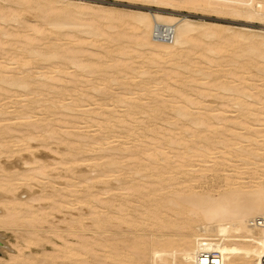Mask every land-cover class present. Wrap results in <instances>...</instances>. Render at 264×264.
<instances>
[{"label":"bare ground","instance_id":"1","mask_svg":"<svg viewBox=\"0 0 264 264\" xmlns=\"http://www.w3.org/2000/svg\"><path fill=\"white\" fill-rule=\"evenodd\" d=\"M28 1L29 0H26V2H28ZM140 1H144L146 3L148 2V4L150 3L152 6L150 5L151 7L147 8L146 10H132L131 9V10H126V11H120V12H118V14H116L114 12L115 15L112 14L111 10L106 9L105 12L102 11V14H98L96 16V18H98V20L94 19V22L91 21V20H93V19H91V17L89 18V19H91L90 21H86V20L84 21L83 16L86 17V15H90L92 13L94 15V13L97 11V9H98V11H99V9L103 10L102 7L89 5L88 3L87 4L78 3V1L77 2H71L72 3L71 7L65 6V5H59V4L58 5L57 4L52 5V3L46 4V5L44 4L46 6L45 8L48 12L51 13L53 11L52 12V14H53L54 11H56L57 13L55 12V14H53V15L48 13L49 16H47L48 14L46 15V13H47L46 11L40 12V10H39V14L40 13L44 14L46 12L44 14V16L46 15L47 17H42L41 21H43V23L47 22V25H50L53 27L52 30L56 32V35H54L55 38H56V36H58V33H60V34L62 33L61 29L64 28L65 26L76 27L77 29L83 31L84 34L86 32H89V36H90V34L92 36L93 35L94 36L95 35L101 36V33L103 34V32H101V28H100L101 26H100L99 18L104 19V23L106 22L111 26H112V24H118L119 26H121V31H119L116 36H113L112 32H111L112 36L111 35L108 36V34H110V33H108V34L105 33V34H103V36L106 35L108 37V40L111 41V43L114 40L118 41L117 43H123L124 41H130L131 43H133V45H130L129 47H121L122 46V44H121L120 48H117L118 49L117 51L123 55H125V54L129 55V53L131 51H133V52L138 53V56L139 55L142 56L141 52H143V53L146 52L145 55H147V56L145 58V62L148 63L147 65H149V66L152 65L155 68L157 67L158 72L160 70L162 71V72L161 71L159 72V74H161V75H158V72L156 71V69H155V72H150L149 69L144 68L145 65L142 66V64L140 65V63H138L139 66H142L144 68V69H142L141 67L137 68V70L139 68H141L140 70H138V72L136 74L139 77L138 80L137 79L134 80L136 77L132 76L131 74L128 75L126 73L125 74L121 73L120 77H123L122 78L123 80L122 81L120 80V83H121L122 88H124V92H128V93L132 92V90H130V87H132L131 85L135 86L136 89H138L139 91H141V92L143 91L142 93L144 95L149 96L153 100L154 105H152V107H150V108L152 111H154L156 113H158V112L160 113V110H162L163 105H165V102L168 101V103H170L169 102L170 99H171V103H176L178 101V104L174 105V108H175L174 110L176 111V114L179 117L187 118L191 123H193L192 124L193 126L195 124V126L201 127L199 129V131H201L202 134L200 133L201 135H200L199 139L202 141V143L204 142V145H202V147L197 149V150H199L198 153L194 149L196 151V153L199 155H202V156H206V158H207L209 153L211 152L212 148H214V146H213L214 142H216L215 145L218 142L221 145L220 147H223V149H224L223 152L227 153L228 155L229 154L237 155V156H240V155L245 156L246 155L248 157L250 156V158L254 157V160H255L254 163L256 166H254L255 169L251 171V172L254 171L253 174L251 175V173H250L251 178L247 179L246 181L245 180L242 181V179H240V181H239L238 179L242 178L241 177V174H242L241 171L242 170H240V171L237 170L236 165H233L232 163H230L232 161H230V159H228L229 157H227L226 154L224 153L225 156H223V157H227V160H229L230 162H225L227 160L222 158L224 160L223 161L218 160L217 163H219V161H221L220 163H222V165H224V164L227 165L225 167V171L227 170L225 172L226 173V179H227L226 182H228V185H229V188H227V190H223L219 195L215 196V195H212L211 192H205V194L195 193L194 191L189 192V193L188 192L184 193V192H182V190H183L182 188L188 187V186H185V187H182L181 189L178 188L177 191L173 192V195H175V198L171 197V199H166L165 193L163 191L164 186L159 187V185L156 182L160 183L163 181H169V180H172L176 177H181V176H183L184 180H185L187 177V176L185 177V175H189L190 171L188 169H185L184 167L186 165L193 164L191 155H189V153L192 151H190L189 153H186L187 155H184V156H182V158H180L181 157L179 155L180 151L176 150V151H178L176 156L179 155L180 157L177 156V158H176V156H174V155L173 156L166 155V157L163 158L164 161L161 160L162 163H160V164L156 163V165H155V161L158 159L157 158L155 160V158L158 155H161L162 153H163L162 155L165 156V153L162 151V149H160V147L158 145L159 140L155 139L154 141L157 142V144H155V142L153 140L150 141L151 139H149V141H144V142H146V144H145V146H143V148L138 149V147H137V150H135V151H128L129 150L128 146L127 147H124L123 145H122L123 147L122 146H116V147L112 146L111 148H113L112 149L113 151L111 154L109 153V155L111 157L107 156L109 158L108 159L105 158V161H103V162L101 161L102 163L99 166V168L96 167L95 169H91V171H93V172L97 171V174L95 175V177L97 178L96 179L97 181H98V178L103 177V175L106 178L105 175L109 176L112 173L113 174L117 173L119 175H120V173H122L121 175L123 176L124 173L126 172V170L124 171V168L121 167L122 166L121 161H123V160L120 159V157H118V156L122 153L127 152V154H131V156L134 155V159L132 158L133 159L132 161H134L136 163V165L138 166V167L137 166L132 167L131 171L132 172L136 171L137 173H139V168H140V173H141L142 172L141 169L143 171H144V169H148V172L146 173V175L151 176V177H156V180L153 181L156 184H152V186L150 184V187L145 188L146 186H143L144 184L132 182L131 183L132 185L124 186L126 183L121 182L122 185L119 187L121 190H124V191H118V192L114 193V191H113L114 189H111L109 187V189L108 188L100 189V190H103V189H105V190L101 191V192L99 191V193H96V191H94V192L91 191L90 193H85V194L79 195V194L75 193L76 192V191H74L75 189L70 188L72 186V184H74V183H72L71 186H69V184H68L67 186H69V188L65 187L66 185H63L65 188H61V186L56 188L54 186L55 184L52 183V185L53 184L54 185L51 187V189L42 190L45 192L40 193L41 192L40 191L39 192L40 195H37L36 197H34V195H33V197H30V200L28 199V201H31V202L23 201L24 198L22 199L20 196H17V195H16V197H14L12 199L7 200L9 198V196H6L7 198H6V200H4L3 203H4V206L6 207L7 210H6L5 214H3L2 216L0 214V223H9V224L15 223V225H16V224H18L16 222H19V219L23 218L25 220V221L23 220L25 222V224L27 222V223H29L30 227H31V225L33 226L30 229H28V232H37L38 230L41 229V225H40L41 221L43 223H45L43 220H46V216L49 215L48 211L51 209L45 211L46 210L45 206H44L45 209L41 208L42 206H40L39 208H37V207L35 208V205H34V203H32V201H34V200L38 201V200H44V199L48 200L49 199V201H51L49 203L50 208L52 207L53 210L54 209L62 210L64 206H68V208L71 209V211H72V209L77 210V213L75 212L76 210L74 211L76 213V216H73V215H75V213H73V214L71 213V214H69V216L71 215L73 217H65L63 219V221H65V226H64L63 230H60V232L64 238V244H63V247L61 249V253L59 255L61 260L60 261L58 260L62 264H123V263L124 264H126V263H128V264H199L201 261L202 254H203V252H205V250L214 251V252L218 253V255L216 256V261L219 264H264V260H263V258H264V232L260 227H258L257 225L254 224L255 219L264 215V75H263L264 74V29H263L264 28V0H140ZM23 2H24V0H23ZM67 3H69V2L67 1ZM20 6L21 5H19V7ZM35 6L31 7L32 9L34 8L33 11H35V8L37 10H38V8L40 9L41 8L40 6H42V4L38 3V5H35ZM43 8L41 10H43ZM27 9H30V8L27 7ZM181 9L198 10V11L200 10V11H205V12H215V13H219L221 15L224 14V15H229V16L231 15L234 17H242L243 19L246 20L247 23H250V24L252 23V24L250 25V24L246 23L247 25L241 26L243 28H242V30H240L239 33H234L233 35L227 34L224 30H223L224 31L223 32L219 27H214V26H213L214 28H212V27H210V28L201 27L199 24H197V22L194 19L189 17L188 13H186V14L180 13ZM12 11H13V9H12ZM29 11H31V9ZM36 11H35V13H36ZM7 13L8 12L0 13V19H6ZM24 13H26V11L23 12V14ZM37 13H38V11H37ZM37 13H36V16H37ZM13 14H14V12H13ZM13 14H12V17H13ZM79 15L82 16V21H80ZM12 17L10 16V18H12ZM17 17H18V14H17ZM77 18H78V20H77ZM7 20H8V18H7ZM11 21H13V20H11ZM35 22L36 21H34V23H31L32 26L30 27L32 30V35L35 38H41L40 40H43L42 37L45 35L46 31L42 30L43 29L42 27L45 24L44 25L42 24L43 26H41V25H37L38 24V22H37L35 25ZM1 23H2V21H1ZM16 23H18V22L16 21ZM25 23H26V21H25ZM95 23H97L98 26ZM256 23L258 24V25H256L257 27H255V25H253ZM27 24L29 25L30 23H26V25ZM159 24L163 25L166 30L170 31V34L172 35L171 39L161 40V39H158L154 36L155 26L159 25ZM22 25H23V23H22ZM104 25H103V27H104ZM214 25H216V24H214ZM46 28H48V27H46ZM110 29H111V27H110ZM126 29L127 30L131 29L132 32L127 33V31H125ZM7 30H6V32H7ZM14 30H15L14 33H16V28ZM52 30H51V32H48L47 35H50V33L53 32ZM69 30H70V28H69ZM117 30H118V28H117ZM225 30H226V28H225ZM6 32H5V34H7V36L10 35L9 33H6ZM68 32H66V31L63 32V37L67 38L65 40H67L68 42L65 41L66 42L65 45L63 44L64 49H62L61 52H59L56 48H51L50 51H48L47 53H44V55L47 56L46 59H49L51 57H55L59 53H62L60 56V63L65 64V69L63 67H61L62 65L60 66V65H58V63H56L58 65V68L55 69L52 65L49 68H54L52 71H57V73H59V74H54V75H47L46 74L45 75V72H43L42 74L40 73L39 76H40V78H43L45 76L46 78L44 77L45 78L44 80H48V82H52V81H55L57 79L59 82L62 81L64 83V88H65L64 90L66 92L63 91V93L60 94L59 102L61 103V106L64 107L65 110H71L72 112H75L76 117L78 115H80L84 119V121L82 119L83 126L82 125L81 126L83 128H87L84 126H88V124L94 125V123L90 124L89 121L96 120L94 118L98 117L99 114L101 116V114H104L102 112L106 111V110H103V108H101L102 106L100 107L101 108V110H100L96 104L97 101L96 100L93 101V99H95V97L98 95V93H100L102 91H109L108 89L111 87V83L113 81H115V78H110V77H106V76L102 77L101 76L102 77L101 81L100 82L97 81L98 84H100L99 86H97L96 84H93V85H91V90L85 91L86 88L81 90V87H79L77 81H79L81 83L86 81V79L84 78L86 71L87 72H95L96 70H101V62H100L101 60L99 59L101 57H98V59H94V58H92L94 56L93 55L92 57H88L87 59L83 58L84 51L86 49H88L87 48L88 45L89 46L94 45L93 43L95 42V40H94V42L92 40L90 42H88L86 40H88V39L90 40L92 38V36H90L91 38L86 39L88 36L84 38L81 35L83 43H84V40L86 39L85 41L88 42V45L86 48L83 46L75 47L76 44L71 45L70 43L74 44V42H73L74 39L76 38L78 40L79 37H78V35L75 38L71 37L70 35L68 36ZM73 32H74V30H73ZM69 33H71V32H69ZM116 33H117V31H116ZM11 34H13V33H11ZM22 34L25 35L24 33H22ZM65 34H66V36H65ZM254 34L259 35L258 36L259 38H254L255 37ZM72 36H73V34H72ZM208 37H216L218 40H216V42L210 43V42L206 41V38H208ZM24 38L26 41H30L29 40L30 38H28V37H24ZM55 38L52 40L53 42H54ZM242 39H244V40H242ZM57 40L60 41L59 38ZM239 40H241V41H245V40L247 41L248 40V42H246L245 48H243V49L244 50L247 49L248 51H250V53L256 58L257 64H258L257 66H258L259 74H261V76L263 78V82L260 84L259 89L257 87L258 90H257V92H255L256 94H253V92H251V88L254 89V85L253 86L251 85V83L253 81L250 82L251 79L250 80H244L246 74L244 76L243 71H241V70H243V69H241L242 68L241 58H242L243 54L241 55L239 53L238 46H236L234 49H232V46L237 45L238 42L239 43L241 42ZM34 41H37V39H35ZM46 41H48V40H46ZM58 41H55V42L57 43ZM80 41H81V38L79 39V45L82 43V41L81 42ZM106 41H105V43H107ZM75 43H76V41H75ZM9 44L12 45L11 43H9ZM9 44H7V45H9ZM40 44H41V42H40ZM10 45L8 48L11 47ZM43 45H45V44H43ZM99 45H100V43H99ZM238 45H240V44H238ZM53 46L55 47L56 45L54 44ZM104 46H101V48L102 47L104 48ZM123 46H125V45H123ZM1 48L3 49V47H1ZM24 48H25V46H24ZM61 48H62V46H61ZM131 48H132V50H131ZM230 50L232 52H234L233 53L234 59L232 61V64H234V66H233V68H231V69L228 68V70H226L227 77H229L228 81H224L221 84L220 83L219 84L214 83L212 86L208 85L209 82H207L205 80H202L205 82L204 84L203 83L200 84V82L196 83L198 81L195 78H196V75L198 73L203 72L205 75L206 74L210 75L211 73L205 71L206 66H208L207 68L211 67L213 69L212 66L214 64L216 65V63L218 62V61L215 62L214 57H213V53H215V54L217 53L220 56H222V54H224L227 51L231 52ZM42 51H44V50H42ZM2 52H4V49L2 50ZM2 52H1V54H5ZM86 52H87V50H86ZM88 52H90L89 54H95L96 53L95 50H93V49H88ZM112 53H114V52H112ZM6 56L7 55H4V56H2V58L3 57L5 58ZM87 56H89V55H87ZM141 56H139V57L141 58ZM11 58L13 60H16V59H14V57H11ZM8 59H9V57H8ZM8 59H6V60H8ZM41 60L43 61V59H41ZM17 61H18V59H17ZM128 61H129L128 59L121 60V61H119L117 59L114 61L113 65L110 64V66L111 65H112L111 67L116 66V67L120 68L121 71H127V69L131 68V66H132V64L129 63ZM14 62H11V63L14 64ZM29 62H30V60H29ZM29 62L27 60V61H25L24 64H22V66H24L22 72H24L25 74H26L27 70H30L28 67ZM131 62L133 63V61H131ZM253 62L255 63V61H253ZM11 63H9V64L11 65ZM17 63H19V62H17ZM202 63H204L206 66ZM134 64L135 63H133V65ZM224 65H226V63ZM31 66H33V65H31ZM110 66L108 68H111ZM216 66H218V65H216ZM71 67H74L73 71H69V68H71ZM8 68L9 67L7 66V64H5V61H0V84L2 83V87L4 86V89L8 90V92L6 91L7 93L6 92L5 93L0 92V121L11 120V121H13V123H16L15 120L18 118H22V119L25 118L27 121L24 123L26 125L25 126L26 128L22 127V125H19V124H17V126H11L13 124L12 122L10 123V125H6V126L0 128V158H1L2 154H4V153L6 155H9V156H11V155L14 156L15 152L19 151L22 148L23 149H30V147H31L30 141H32V139H34V138L36 139V135H34L36 132L37 133L40 132V134H42L40 137L38 136L39 137L38 139H42L43 141L45 140L44 142H47V138H52V139L56 138L57 140H59L58 142H60L61 140H64V141L68 140L69 141L68 146L69 145L72 146V144L74 142L71 143L70 141H76V142L83 143V144H80V146L82 145L83 149L90 148V150H91V148H93L95 146V143L96 144L100 143L99 145L109 144V141L107 139H110L111 137L109 138V137L103 136L102 139L99 141V140H95L91 134L82 136V138H81L79 136V134H77L76 132L70 131L68 134V133H66L65 130L57 129L56 127L60 126L59 125L60 121H62L64 123V121L61 119V117L64 115H61L60 113L59 114L61 117H59V118L58 117H55V118L47 117L48 119L41 118V120H43V122H41L39 124L30 120L29 118H31V116H32L31 114H32L33 110L35 109V106L30 107L28 104L23 103L21 105L18 104L20 107H17V105L15 106L14 104L16 103L15 98L19 95L18 92L24 91V94H23L24 96H22L24 98L29 96L27 94V91L30 89L29 87H31V88L33 87L30 85L32 84V82L35 78L32 80V79H29L26 75H21V74L16 76L15 73H12L13 71L8 69ZM10 68L13 69L14 66L12 65ZM34 68H35V66H34ZM219 68H220V66H219ZM16 69H14V70H16ZM134 69H132V70H134ZM225 69H227V68H225ZM206 70H208V69H206ZM188 73H190V75H188ZM247 73L250 74V72H247ZM242 74H243V76H241ZM249 74H247V75L249 76ZM251 76H250V78H251ZM227 77L225 76L223 78H227ZM185 79H188L189 81H184ZM205 79H207V78H205ZM252 79H254L253 76H252ZM256 79L259 80L258 78H256ZM90 80H89V82H91ZM221 80H224V79H221ZM241 80H243L244 82ZM245 81L249 82L250 85H244L243 86V84H241V82L246 84L247 82H245ZM86 82H88V81H86ZM254 83H256V82H253V84ZM194 84H196L195 86H198V84L200 86H202V84H203L205 87V91H203L200 88H199L200 91L198 89H196V90H198V92H196L197 95L196 96L194 95L195 97H193L192 93L194 91H191V90H193L194 87L192 88L190 86L194 85ZM42 86H44V85H41L40 87H42ZM113 87H114V85H113ZM189 87L192 88L190 91L188 90ZM216 87L220 88L224 94V95H222L223 101L221 100L222 106L219 105L220 107H218V108L210 107L209 104L206 103V101L208 100L207 94L210 93L208 90L211 88H216ZM217 88H216V90H219ZM0 89H1V87H0ZM206 89H208V90H206ZM1 90H3V89H1ZM87 90H88V88H87ZM170 91L173 93L171 94ZM206 91H208V92L206 93ZM117 92H118V90H117ZM122 92L123 91H121L120 94H117L115 92L116 95H114L113 97H115L116 101L125 100L127 98L134 96V95H132V93H130L131 95H129V94H123ZM216 92L218 93V91H216ZM220 92L221 91H219V93ZM17 93H18V95L16 96ZM29 93H30V91H29ZM41 93H44V92H41ZM32 94H33V92H32ZM203 94H205V98H203V96H202ZM30 95H31V93H30ZM55 95H57V94L55 93ZM142 95L135 96L134 99L139 98L138 100H141V99H143V96H144V95L143 96ZM146 96H144V97H146ZM162 96H164V97H162ZM168 97H170V99L167 100ZM7 98H8V100L10 99V102H3V100L7 99ZM177 98H179V99L176 101ZM35 100H36V102H40L42 100V98L35 99ZM23 102H24V99H23ZM31 102L33 103L34 101L32 100ZM52 102H54V101H52ZM57 102H58V100H57ZM99 103H101V102L99 101ZM52 104H54L56 106V103H52ZM112 104H110V105H112ZM115 104H116V102H115ZM126 105H127V103H126ZM133 105H134V107H140V108H143V106H144L140 101H137V100L133 103ZM196 106H197V108H195ZM199 106L202 107L203 110L204 109L205 110L202 111L201 113H200V110H197V111H199L198 114L194 115V112L192 113V109H195V111H196V109H198ZM106 107H107V105H106ZM110 107H109V110L112 109V107H111V109H110ZM124 107H122V108H124ZM171 107H173V104ZM116 108H118V107H116ZM125 109H126V107H125ZM131 110H132V108H130V109L127 108V110H125L121 115L119 114V116L122 118V121H123L122 124L124 123V120L128 116L133 115V114H131ZM215 110H217V111H215ZM232 110L235 111V114L231 113V115H230L227 113L228 111L232 112ZM167 111H168V109H167ZM44 112H46V111H44ZM44 112L43 113L41 112V113L44 114ZM117 112H119V111H117ZM134 113H136V112H134ZM144 113H147V112L145 111V112H143V114ZM39 115H41V114H38L37 117H39ZM57 115H58V113H57ZM191 115H194V116L191 117ZM102 116H106V114H104ZM107 116L108 117H105L106 119H104V120L107 123H109L111 121L110 119L112 116L111 117H109V115H107ZM114 116H116V115H114ZM133 116L132 117L134 119H135V116L138 117L136 114ZM132 117H129V119ZM143 117H145V116H143ZM133 118H132V120H133ZM160 118H162V117H160ZM89 119H94V120H89ZM18 120H20V119H18ZM140 120H142V118ZM140 120L139 121H138V119L136 120L137 124H138V122H141ZM175 120H176L175 122L177 123V118ZM76 121H75V123H76ZM82 121H81V123H82ZM96 121H97V123L103 122V120H96ZM145 121H143V122H145ZM214 121L216 122L215 125L218 126V127H216L218 132H216L217 135L214 134V136H212L211 133H209L208 131L213 126L211 124ZM67 122H68V120L66 121V123ZM106 122H104L105 124H103V125L100 124V127L107 125ZM143 122H141V123H143ZM66 123H64L63 125H65ZM86 123H88V124H86ZM180 123H181V121H180ZM118 124H120V123H118ZM124 124H126V122ZM246 124L247 125L249 124V126H248V128H245V130H242V133H241L240 129H238V130H240V132H237L238 130H236V132H235V129L239 128L240 126L243 127V125L245 126ZM96 125H99V124H96ZM139 125L141 127V124H139ZM175 125H177V124H175ZM73 126H75V125H73ZM181 126H183V124ZM67 127H69V126H67ZM112 127H114V126H112ZM129 127L132 128V126H129ZM150 127H152V126H149V128ZM163 127L164 126H162V128L161 127L160 128L163 130ZM204 127H205V129H204ZM242 127H241V129H243ZM77 128H80V127L77 126ZM160 128L158 129L159 131H160ZM128 129L129 128H127V130ZM213 129H215V128H213ZM246 129L248 131L247 132L248 134L243 133V131H246ZM15 130L20 131L21 134L14 133L13 131H15ZM81 130L83 132V129H81ZM100 130H101V128H100ZM149 130H153V129L152 128L148 129V132H149ZM188 130H189V128H188ZM188 130L186 131V134H187ZM204 130H205V132H204ZM215 130H214V133H215ZM167 131L169 132V129ZM177 131L179 132V130H177ZM190 131L194 132L192 130V128ZM211 131L213 133V130H211ZM130 133H132V132H130ZM174 133H176V132H174ZM206 133H208V134H206ZM220 133H222V134L220 135ZM153 134H154V132H153ZM171 134L174 135L173 132ZM178 134H180V133H178ZM37 135H39V134H37ZM93 135H94V133H93ZM193 135H195V134L193 133ZM175 136H180V135L175 134L173 137L174 143L172 142V145L174 144V146L176 147V142L178 141V138L176 137L177 141H174V140H176ZM196 136H197V134H196ZM115 137H117V136H115ZM146 137H147V135H146ZM215 137L218 138V141L215 139ZM120 138H121V136H120ZM166 138L167 137H165V139ZM179 138H181V136ZM111 139H113V138H111ZM181 139H183V138H181ZM191 139H193V138H191ZM243 139H245V140L246 139L247 140L252 139L251 141H252L253 145H255L256 149H248L247 148L248 146L245 147V143H244V146H242L241 141ZM139 140H142V139L139 138ZM162 140H160V142ZM200 140H198V141H200ZM249 140H248V142H249ZM182 141H184V140H182ZM182 141H180L181 143H179L181 145V147L183 146L184 143H186V142L183 143ZM195 141H196V139H195ZM134 142H136V143L139 142V144H140L141 141H138V142L134 141ZM190 142H192V141H189L188 143H190ZM244 142H246V141H244ZM22 144L25 146H23ZM60 144H62V143H60ZM21 145H22V147H16L15 148V146H21ZM48 145L50 146V144H48ZM73 146H77V145L73 144ZM139 146L141 147V145H139ZM184 146H185V144H184ZM186 146H187V144H186ZM196 146L197 145L195 142V147ZM249 146H251V145H249ZM177 147H179V146H177ZM198 147H199V145H198ZM161 148H163V147L161 146ZM167 148H169V147H166L165 149H167ZM66 149H69V148H66ZM94 149H95V147H94ZM96 150H98V149H96ZM107 150H109V149H107ZM169 150H170V148H169ZM173 150H174V148H173ZM189 150H191V147ZM66 151L69 153L68 150H66ZM216 151H218V150H216ZM72 152H74V151H72ZM219 152H220V150H219ZM90 153H91V151H90ZM143 153H144V155L148 154L147 159H144V160H147L146 163L143 162V159H139V158H141V155ZM219 154H221V152L217 153V155H219ZM65 156L67 157V155H65ZM73 156L78 157V154L73 155ZM73 156L71 155L72 160H73ZM103 156L104 155L102 154L101 157H103ZM214 156H216V155L214 154L213 157ZM101 157H99V158H101ZM230 157H232V156L230 155ZM79 158H80V155H79ZM205 159H203V160L206 161ZM38 160L39 159H37V160L35 159V161L33 160L34 162L31 160L34 165L31 164L29 161L28 162L25 161L27 164L29 163L28 165H30L29 168L26 170H24V169L21 170L20 168H16V167H18L19 163L16 166L15 160H14L15 162L13 164V167L11 165V163L13 161L10 163V165L5 163L6 162L5 161L4 163L6 166H4V165H3L4 167L0 166V167H2L1 169H3V170L4 169H10L11 172H9V174H7V175L0 176V189L3 188L1 190H3V191L6 190L7 193H8V191H10V192L15 191L16 192V189H18V188H16L14 185V182H13L14 179L21 180V183H22V181H28L30 179H33V180L36 179L35 181H37V182L39 181L40 184H41V182L46 183L48 181H50V182L53 181L54 175L52 174V170H53V167L56 168V166H53L51 164H41V162H40L41 160H39V162H40V164H39ZM87 160H88V158H87ZM97 160H96V162H98ZM151 160H153V161H151ZM203 160H201V161L203 162ZM83 161H84V159L82 160V162ZM92 161L93 160L91 159V162ZM210 161H209L210 164L208 163L209 165L208 164L205 165V162H204L203 165H205V168H199V170L202 172H206V171L208 172L210 170L213 171V170H216V168L217 169L220 168L219 166L215 167V165L213 164L214 162L212 161L213 163H211ZM73 162H75V161H73ZM73 162H72V164H73ZM82 162H80V163H82ZM96 162H95V164L97 165ZM206 162H208V161H206ZM243 162H246V161H243ZM26 163H24V164H26ZM75 163H77V162H75ZM80 163H78V164H80ZM86 163H89V162L86 161ZM1 164H3V163L1 162ZM78 164H76V165H78ZM196 164L198 165V163H196ZM200 164L201 163H199L198 167L200 166ZM211 164H213V165H211ZM252 164H253V162H252ZM7 165H9V166H7ZM58 165H60V164H58ZM61 165L63 167V164H61ZM67 165H70V164H66L65 167H68ZM73 165L76 166L75 164H73ZM93 166H95V165H93ZM93 166L92 167L90 166V167L94 168ZM123 166L125 167V165H123ZM22 167H24V166L22 165ZM65 167H64V169H65ZM130 167H131V165H130ZM189 167L192 168L191 166H189ZM189 167H187V168H189ZM198 167L196 168V170H198ZM17 169H19L18 172H16ZM66 169H68V168H66ZM14 170H16V171H14ZM76 170H78V169H76ZM4 171H6V170H4ZM128 171H129V169H128ZM193 171H195V170H193ZM62 172L63 171H61V173L58 176L63 177L64 173L62 174ZM93 172H91V174ZM136 172L134 173L135 175H136ZM68 173L71 174V172H69V171H68ZM72 173H74V171ZM198 173H200V172H198ZM79 174H80V172H79ZM203 174L204 173L198 174L197 176H202ZM206 174H205V176H206ZM13 175H14V177H13ZM73 176L75 177V175H73ZM80 176H81V174H80ZM115 176H117V175H115ZM68 177H67V179H68ZM112 177H114V175ZM249 177L250 176H248L247 178H249ZM89 178L90 177H87L85 179V181H87V182L92 181V180H89ZM142 178L147 179V177L145 178V176ZM199 178H198V180H199ZM70 179H72V178H70ZM132 179H134V177ZM103 180L104 179H102V181ZM117 180L120 181V179H117ZM117 180H116V183H117ZM71 181H73V180H70V182ZM93 181H95V180H93ZM185 181H187V180H185ZM195 182L193 185H195ZM23 183H26V182H23ZM23 183H22V185H23ZM110 183H111V181H110ZM113 183H115V180ZM113 183H112V186L114 185ZM192 183H193V181H192ZM46 184H48V183H46ZM49 184H51V183H49ZM59 184H61V183L59 182ZM106 184H108V183H106ZM118 184H120V183H118ZM166 184H168V183H166ZM27 185H30V181H29V184H27ZM84 185L85 184H83V186ZM73 186H75V185H73ZM79 186L82 187V183ZM92 186H93V184H92ZM88 187H91V186H87V184H86V188H88ZM105 187H107V186H105ZM166 187H167V185H166ZM170 187H171V184H170ZM89 189L90 188H88L86 191L89 192ZM93 189H95V188H93ZM111 190H112V192H111ZM207 191H209V189H207ZM210 191H212V188L210 189ZM102 193L105 196H101ZM1 194H3V193H1ZM99 194H101V195H99ZM151 194L155 195L156 199L154 200V203H152V205L150 203L149 206L148 205L146 206L147 203L143 199L146 198V195H151ZM64 196L65 197L67 196L69 198L67 199ZM133 196H139L140 201L138 203L135 202V199L133 198ZM3 197L5 198V196H3ZM152 198H153V196H152ZM165 207L168 208L172 212L171 213L172 216L170 218L164 217V215H163V208H165ZM68 211H70V210H68ZM68 211H66V212H68ZM66 212L64 214L68 215V214H66ZM115 226L120 227V230L119 231L118 230L113 231L112 229ZM148 227L153 228V230L149 233L145 232V230H147ZM113 235H117L119 237L116 238V237H113ZM31 238L32 237H30V240L34 239V238L31 239ZM26 239H28V237ZM32 242H34V241L32 240ZM35 242H36V240H35ZM100 250L104 251V254L101 251L103 255L99 254ZM45 255L48 256L47 254H45ZM56 256H53V261L51 259L52 256H50L51 261H49L48 264H55L57 262V259H56V262L54 261L55 260L54 258H57ZM25 259L27 260V258H25ZM28 260H29V258H28ZM202 260L205 261V257L202 258ZM31 261H32V259H31ZM27 264H29V263H27ZM57 264H59V263L57 262Z\"/></svg>","mask_w":264,"mask_h":264},{"label":"rangeland","instance_id":"2","mask_svg":"<svg viewBox=\"0 0 264 264\" xmlns=\"http://www.w3.org/2000/svg\"><path fill=\"white\" fill-rule=\"evenodd\" d=\"M2 1V2H1ZM8 3H7V2ZM21 1V2H20ZM38 1V2H37ZM67 1L69 2V3H67ZM78 1V3H84V4H89V5H94V6H97V7H102V9L103 10H100L99 9V11H98V9H97V13L95 14L94 13V15H93V13L92 14H90V15H86V17L85 16H83V20L85 21H90L91 19H93V20H91V21H93L94 22V19H96V20H98V18H96V16L98 15V14H102V11H104L105 12V10L107 9V10H111V12H112V14H114L115 15V13L116 14H118V12H120V11H126V10H146L147 8H149V7H151L152 5L149 3L148 4V2L146 3V2H144V1H140V0H29L28 2H26V0H24V2H23V0H0V10L2 11H0V13H4V12H8L7 14H6V19H0V61H5V64H7V66L9 67L8 69H10V70H12L13 72L12 73H15V75L16 76H18L19 74H21V75H26L29 79H34L33 80V82H32V84L30 85V86H33L32 88L31 87H29L30 89L27 91V94L29 95V96H27L26 98H24V97H22V96H24L23 94H24V91H20V92H18L19 93V95H18V93L16 94V103L14 104L15 106L17 105V107H20L19 105H21V104H28L30 107H34L35 106V109L33 110V112H32V116H31V118H29L30 120H32L33 122H35V123H41V122H43V120H41V118H44V119H48L47 117H53V118H55V117H61L60 116V114L61 115H64V116H62L61 117V119L64 121V123H66V121L68 120V122L65 124V125H63L64 123L62 122V121H60V126H57L56 128L57 129H61V130H65L66 131V133H68L69 134V132L71 131V132H76L77 134H79V136L82 138V136H85V135H88V134H91L92 136H93V138L95 139V140H101L102 139V137L103 136H105V137H111V138H113V139H107L108 141H109V144H103V145H99L100 143H95V149H94V147L93 148H91V150H90V148H85V149H83V147H82V145L80 146V144H83V143H81V142H76V141H70L71 143H73L74 145H77V146H73V144H72V146H68V143H69V141L68 140H61L60 142H58L59 140H57L56 138H54V139H52V138H47V142H44L42 139H38L42 134H40V132H36L34 135H36V139L34 138V139H32V141H30V144H31V147H30V149H20L19 151H16L15 152V155L14 156H9V155H6L5 153V155L4 154H2V156H1V158H0V166H6L5 165V163H7V164H9L10 165V163H11V165H12V167H13V164H14V162H15V164H16V166H17V164H18V167H16V168H20L21 170H26V169H28L29 168V166L30 165H28L25 161H29L31 164H33V162L35 161V159L37 160V159H39V160H41L40 162H41V164H51V165H53V166H56V168L55 167H53V170H52V174L54 175V177H53V181H48V182H46V183H48V184H46V183H43V182H41V184H40V182L38 181H35L36 179H30V180H28V181H22V183L23 182H26V183H23V185H22V183H21V180H18V179H14V185H15V187L16 188H18V189H16V192L14 191V192H10V191H8V193L6 192V190L5 191H3V190H1V189H3V188H1L0 189V214H1V216L3 215V214H5V212H6V207L4 206V200H6V196H9V198L7 199V200H9V199H12V198H14V197H16V195L17 196H20L22 199H23V201H26V202H31V201H28V199L30 200V197H33V195H34V197H36L37 195H40V193H42V192H45V191H42V190H46V189H51V187L54 185L56 188H58V187H60L61 186V188H65V187H68L69 188V186H71V184L72 183H74V184H72V186L70 187L71 189H75L74 191H76L75 193H77V194H79V195H82V194H85V193H90L91 191H96V193H99V191L101 192V191H104L105 189H103V190H100V189H102V188H108L109 189V187L111 188V189H114L113 191H114V193L115 192H118V191H124V190H121L120 189V187L119 186H121L122 185V183L121 182H123V183H126L124 186H130V185H132L131 183L132 182H134V183H140V184H144L143 186H146L145 188H148V187H150V184H151V186H152V184H158L159 185V187H161V186H164V188H163V191H164V193H165V198L166 199H171V197L172 198H175V195H173V192L174 191H177V189L178 188H182V187H185V186H188L187 188L185 187V188H182L183 190H182V192H195V193H199V194H205V192H211V194L212 195H215V196H217V195H219L223 190H227V188H229V185H228V182H226L227 181V179H226V171H225V167L227 166L226 164H224V165H222V163H220L221 161H223L224 159L225 160H227V157H229L228 159H230V161H232V162H230L229 160H227V161H225V162H230V163H232L233 165H236V168H237V170H242L241 172H242V174H241V177L242 178H239L238 180L240 181V179H242V181H246L247 179H250L251 178V175L253 174V172H251L252 170H254L255 169V167L254 166H256L255 165V160H254V157H251L250 158V156L248 157V156H237V155H232V154H227V153H225V152H223L224 151V149H223V147H220L221 145H220V143H218L217 142V144L215 145V143L216 142H214V144H213V146H214V148H212V150H211V152L209 153V155H208V157L206 158V156H202V155H199V154H197L198 153V151L199 150H197V149H199L200 147H202V145H204V142L202 143V141L199 139L200 138V135L202 134V132L201 131H199V129L201 128V127H199V126H195V124H194V126L192 125L193 123H191L187 118H182V117H179L177 114H176V111L174 110L175 108H174V105H176V104H178V99L179 98H177L176 99V103H171V99H170V97H168L167 98V100L168 99H170L169 100V102L170 103H168V101L167 102H165V105H163V108H162V110H160V113L158 112V113H156V112H154V111H152L151 110V108L150 107H152V105H154V102H153V100L149 97V96H146V95H144L141 91H139L138 89H136V87L135 86H133V85H131L132 87H130V90H132V92H130V93H132V95H134V96H132V97H130V98H127V99H125V100H119V101H116L115 100V97H113L114 95H116V93L117 94H120L121 93V91H123L122 93L123 94H129V95H131L130 93H128V92H124V88H122V86H121V83H120V80L122 81L123 79V77H120L121 76V73L122 74H128V75H132V76H135L136 78L134 79V80H138L139 79V77H138V75H136L137 74V72H138V70H140L141 68L142 69H149V71L150 72H155V69H156V71H157V67L155 68L154 66H149V65H147L148 63H146L145 62V58H146V56L147 55H145L146 54V52L145 53H143V52H141L142 53V56L141 55H139V56H141V58L138 56V53H136V52H133V51H131L130 53H129V55L128 54H125V55H123V54H120L117 50V48H120V46H121V44H122V46L121 47H129L130 45H133V43H131L130 41H124L123 43H117L118 41H113L112 43H111V41L110 40H108V37L106 36V35H104L103 36V34H108V33H110V34H108V36H112V34H111V32L113 33V36H116L117 34H118V32L119 31H121V26H119L118 24H112V26L111 25H109L108 23H104V19H100L99 18V21H100V28H101V32H103V34L101 33V36H92L91 34H90V36H92V38L89 36V32H86L85 34H84V32L83 31H81V30H79V29H77L76 27H69V26H65L64 28H62L61 30V34L60 33H58V36H56V38H55V36L54 35H56V32L55 31H53L52 29H53V27L52 26H50V25H47V22H45V23H43V21H41V18L42 17H47V16H49V14L48 13H50V12H48L47 10H46V4H49V3H52V5H55V4H59V5H65V6H69V7H71L72 6V3L71 2H77ZM16 2V3H15ZM38 3H40V4H42V6H40L41 8L39 9L38 8V10L35 8V11L37 10L38 11V13H37V11H36V13H37V16H36V13H35V11H33V9L31 8L32 6H35V5H38ZM16 4V5H15ZM33 4V5H32ZM45 4V5H44ZM19 5H21L20 7H19ZM148 5V6H147ZM151 5V6H150ZM23 6V7H22ZM3 7V8H2ZM10 7V8H9ZM27 7L28 8H30L31 9V11H29L30 9H27ZM36 7V6H35ZM44 7V8H43ZM2 8V9H1ZM17 8V9H16ZM43 8V10H41ZM12 9H13V11H12ZM16 9V10H15ZM53 9V8H52ZM18 10V11H17ZM21 12H20V11ZM23 10V11H22ZM39 10H40V12L41 11H46L45 13H46V15L44 16V14L43 13H40L39 14ZM182 10V11H181ZM180 10V13H182V14H186V13H188L189 14V17H191L192 19H194L196 22H197V24H199L201 27H203V28H210V27H212V28H214V27H219L222 31L224 30L227 34H234V33H239L240 32V30H242V28L243 27H241V26H245V25H247V24H250V23H247L246 22V20L245 19H243L242 17H234V16H229V15H224V14H219V13H215V12H205V11H198V10H189V9H186V10H184V9H181ZM26 11V13H24L23 14V12H25ZM13 12H14V14H13ZM32 12V13H31ZM53 12V11H52ZM52 12L50 13L51 15H53V14H55V12L56 11H54V13L52 14ZM103 12V13H104ZM115 12V13H114ZM57 13V12H56ZM107 13V12H106ZM11 14V15H10ZM12 14H13V17H12ZM16 14V15H15ZM17 14H18V17H17ZM21 14V15H20ZM32 14V15H31ZM111 14V15H112ZM23 15V16H22ZM10 16L12 17V18H10ZM94 16V17H93ZM36 17V18H35ZM91 17V19H89ZM7 18H8V20H7ZM23 18V19H22ZM39 18V19H38ZM85 18V19H84ZM22 19V20H21ZM36 19V20H35ZM79 19H80V21H82V16H80L79 15ZM11 20H13V21H11ZM26 21V23H30L29 25L27 24L26 25V23H25V21ZM77 20H78V18H77ZM1 21H2V23H1ZM16 21L18 22V23H16ZM23 21V22H22ZM34 21H36L35 22V25H36V23L38 22V24L37 25H41V26H43L44 24V26L42 27L43 29L42 30H45L44 32H45V35L42 37V39L43 40H40L41 38H35L33 35H32V30H31V26H32V24L31 23H34ZM23 23V25H22V23ZM4 23V24H3ZM6 23V24H5ZM208 23V24H207ZM244 23V24H243ZM247 23V24H246ZM43 24V25H42ZM49 24V23H48ZM96 25H97V23H95ZM106 26H105V25ZM214 24H216V25H214ZM252 24V23H251ZM250 24V25H251ZM103 25H104V27H103ZM114 25V26H113ZM208 25V26H207ZM210 25V26H209ZM253 25H255V27H257L256 25H258L257 23L256 24H253ZM252 25V26H253ZM5 26V27H4ZM98 26V25H97ZM117 26V27H116ZM206 26V27H205ZM214 26V27H213ZM18 27V28H17ZM22 27V28H21ZM46 27H48V28H46ZM51 27V28H50ZM110 27H111V29H110ZM16 28V33H14L15 32V29ZM27 28V29H26ZM69 28H70V30H69ZM103 28V29H102ZM117 28H118V30H117ZM225 28H226V30H225ZM8 29V30H7ZM12 29V30H11ZM23 29V30H22ZM25 29V30H24ZM50 29V30H49ZM105 29V30H104ZM264 29V28H263ZM5 30V31H4ZM6 30H7V32H6ZM14 30V31H13ZM51 30L53 31L52 33H50V35H47L48 34V32H51ZM73 30H74V32H73ZM115 30V31H114ZM12 31V32H11ZM23 31V32H22ZM71 32V33H69L68 32V36L70 35L71 37H73V38H75L77 35H78V37H79V39L81 38V41H82V37H87L86 39H88V38H91L90 40L88 39V40H86V41H88V42H90L91 40L94 42V40H95V42L93 43L94 45H91V46H89L88 45V42H86L85 40H84V43H83V41H82V45L80 44L79 45V39L77 40L76 38V40L74 39V44L73 43H70L71 45H75L76 44V46L75 47H81V46H83V47H87V45H88V49H93V50H95V54H89L90 52H88V49H86L87 50V52H86V50L84 51V56H83V58H88V57H92L93 55V57L92 58H94V59H98V57H101V58H99L101 61V70H96L95 72H85V76H84V78L86 79V81H88V82H86V81H84V82H79V81H77V83H78V85H79V87H81V90L82 89H85V91H89V90H91V85H93V84H96L97 86H99L100 84H98V82H100L101 81V79H102V77H110V78H115V81H113L112 83H111V87L108 89L109 91H102V92H100V93H98V95L95 97V99H93V101L94 100H96L97 102H96V104H97V106L99 107V109L101 110V108H103V110H106V111H103L102 113H104V114H106V116H102V115H104V114H101V116H100V114H99V116L98 117H96V118H94V119H96V120H103V122H99V123H97V121L96 120H94V119H89V120H94V121H89V123L90 124H92V123H94V125H89L88 123H86V124H88V126H84V127H87V128H83L82 126H83V121H84V119L80 116V115H78L77 117H76V113L75 112H72L71 110H65V108L64 107H62L61 106V103L59 102V97H60V94L61 93H63V91L64 92H66L64 89V83L62 82V81H58L57 79L55 80V81H52V82H48V80H44L45 78L43 77V78H40V76H39V74L41 73H43V72H45V75L47 74V75H54V74H59V73H57V71H52L54 68L56 69V68H58V65H62L61 67H63L64 69H65V64H63V63H60V56H61V54L62 53H59L57 56H55V57H51V58H49V59H46L47 58V56L46 55H44V53H47L48 51H50L51 50V48H56L59 52H61L62 51V49H64L63 48V44L65 45V43L66 42H68L67 40H65V39H67V38H65V37H63V32ZM116 31H117V33H116ZM125 31H127V33H131L132 32V30L131 29H126ZM223 31V32H224ZM4 32V33H3ZM5 32L6 33H9L10 35H8L7 36V34H5ZM24 33L25 35H23L22 33ZM81 32V33H80ZM229 32V33H228ZM11 33H13V34H11ZM20 33V34H19ZM75 33V34H74ZM30 36H29V35ZM60 34V35H59ZM72 34H73V36H72ZM17 35V36H16ZM81 35H82V37H81ZM255 35V37L254 38H259L258 36L259 35H257V34H254ZM7 36V37H6ZM33 36V37H32ZM47 36V37H46ZM52 36V37H51ZM65 36H66V34H65ZM14 37V38H13ZM24 37H28V38H30L29 40L30 41H26L25 40V38ZM77 37V38H78ZM107 37V38H106ZM55 38V40H54V42L52 41L53 39ZM60 39V41H58L57 39ZM63 38V39H62ZM5 39V40H4ZM35 39H37V41H34ZM39 39V40H38ZM51 39V40H50ZM72 39V38H71ZM46 40H48V41H46ZM63 40V41H62ZM69 40V39H68ZM73 40V39H72ZM107 40V41H106ZM216 40H218L216 37H208V38H206V41L207 42H210V43H213V42H216ZM242 40H244V39H242ZM32 41V42H31ZM35 43H34V42ZM55 41H58L57 43L55 42ZM66 41V42H65ZM70 41V40H69ZM75 41H76V43H75ZM80 41V42H81ZM105 41L107 42V43H105ZM239 41H241V40H239ZM6 42V43H5ZM26 42V43H25ZM29 44H28V43ZM31 42V43H30ZM40 42H41V44H40ZM61 42V43H60ZM98 42V43H97ZM127 44H126V43ZM245 42V43H244ZM246 42H248V40L246 41H241L240 43L238 42L237 43V45H234V46H232V49H234L236 46H238V48H239V53L242 55V58H241V63H242V68L241 69H243V70H241V71H243V73H244V76H245V74H246V76H245V78H244V80H250L251 79V81L250 82H256V83H254L253 84V82L251 83V85L253 86L254 85V89L253 88H251V92H253V94H256L255 92H257V90L259 89V87H260V84L263 82V78H262V76H261V74H259V71H258V64H257V60H256V58L250 53V51H248L247 49H243V48H245V45H246ZM9 43H11L12 45H10ZM47 43V44H46ZM78 43V44H77ZM87 43V44H86ZM99 43H100V45L101 46H104V48L102 47L101 48V46L99 45ZM125 43V44H124ZM7 44H9L11 47L10 48H8L9 47V45H7ZM31 44V45H30ZM43 44H45V45H43ZM56 45L55 47L53 46V45ZM108 44V45H107ZM114 44V45H113ZM116 44V45H115ZM238 44H240V45H238ZM39 45V46H38ZM79 45V46H78ZM123 45H125V46H123ZM24 46H25V48H24ZM61 46H62V48H61ZM95 46V47H94ZM1 47H3V49H4V52H2V48ZM13 47V48H12ZM40 47V48H39ZM91 47V48H90ZM110 47V48H109ZM242 47V48H241ZM47 48V49H46ZM106 48V49H105ZM115 48V49H114ZM241 48V49H240ZM34 49V50H33ZM37 49V50H36ZM39 49V50H38ZM42 50H44V51H42ZM131 50H132V48H131ZM33 53H32V52ZM72 51V50H71ZM231 51V50H230ZM1 52L2 53H5V54H1ZM7 52V53H6ZM43 52V53H42ZM100 52V53H99ZM112 52H114V53H112ZM39 53V54H38ZM234 52H229V51H227V52H225L224 54H222V56H220L219 54H215V53H213V57H214V60H215V62H217L216 63V65H218V66H216L215 64L212 66L213 67V69L211 68V67H209V68H207L208 66H206L204 63H202V64H204L205 66H206V68H205V71L206 72H209V73H211L210 75H205L203 72H200V73H198L197 75H196V80L198 81V82H196V83H199L200 82V84L201 83H205L204 81H202V80H205V81H207V82H209L208 83V85H213L214 83H216V84H221L222 82H224V81H228L229 79V77H227V74H226V70H228V68L229 69H231V68H233V66H234V64H232V61H233V59H234V54H233ZM33 54V55H32ZM137 54V55H136ZM4 55H7L5 58L3 57L2 58V56H4ZM19 55V56H18ZM28 55V56H27ZM31 55V56H30ZM37 55V56H36ZM87 55H89V56H87ZM91 55V56H90ZM36 56V57H35ZM43 56V57H42ZM96 56V57H95ZM105 56V57H104ZM107 56V57H106ZM119 56V57H118ZM122 56V57H121ZM217 56V57H216ZM250 56V57H249ZM8 57H9V59H8ZM11 57H14V59H16V60H13ZM105 59H104V58ZM22 58V59H21ZM31 58V59H30ZM223 58V59H222ZM232 58V59H231ZM248 58V59H247ZM251 58V59H250ZM5 59V60H4ZM6 59H8V60H6ZM17 59H18V61H17ZM41 59H43V61L41 60ZM119 60V61H121V60H126V59H128L129 61V63H131L132 64V66H131V68H129V69H127V71H121V69L120 68H118V67H111L112 65H113V63H114V61L115 60ZM217 59V60H216ZM220 59V60H219ZM226 61H225V60ZM13 60V61H12ZM23 60V61H22ZM28 60V62H29V60H30V62H29V69L30 70H27V72H26V74L24 73V72H22V70H23V67L24 66H22V64H24L25 63V61H27ZM37 60V61H36ZM10 61V62H9ZM17 63V62H19V63H15V62ZM22 61V62H21ZM131 61H133V63H135L134 65H133V63L131 62ZM222 61V62H221ZM248 61V62H247ZM253 61H255V63L253 62ZM11 62H14V64L13 63H11ZM251 62V63H250ZM9 63H11V65L9 64ZM37 63V64H36ZM56 63H58V65L56 64ZM138 63H140V65L142 64V66L143 65H145L144 66V68L142 67V66H139V64ZM145 63V64H144ZM221 63V64H220ZM226 63V65H224V64ZM42 64V65H41ZM110 64H112L111 66H110ZM252 64V65H251ZM14 66V68L12 69V68H10L11 66ZM31 65H33V66H31ZM53 66L54 68H49L50 66ZM55 65V66H54ZM228 65V66H227ZM34 66H35V68H34ZM111 67V68H108V67ZM148 68H147V67ZM219 66H220V68H219ZM225 68H227V69H225ZM249 66V67H248ZM19 67V68H18ZM44 67V68H43ZM138 67H141V68H139L138 70H137V68ZM215 67V68H214ZM19 70H17V69ZM39 68V69H38ZM42 68V69H41ZM136 70H135V69ZM154 68V69H153ZM14 69H16V70H14ZM48 69V70H47ZM109 69V70H108ZM132 69H134V70H132ZM206 69H208V70H206ZM74 70V67H71V68H69V71H73ZM248 70V71H247ZM251 70V71H250ZM120 71V72H119ZM133 71V72H132ZM161 71V70H160ZM159 71V72H160ZM246 71V72H245ZM51 72V73H50ZM118 72V73H117ZM158 72V71H157ZM159 72H158V75H161V74H159ZM162 72V71H161ZM247 72H250V74L249 73H247ZM99 73V74H98ZM107 73V74H106ZM97 74V75H96ZM116 74V75H115ZM213 74V75H212ZM247 74H249V76L247 75ZM92 75V76H91ZM113 75V76H112ZM188 75H190V73H188ZM201 75V76H200ZM215 75V76H214ZM223 75V76H222ZM253 76V78L254 79H252V76ZM261 77H260V76ZM264 75V74H263ZM39 76V77H38ZM102 76V77H101ZM227 77V78H223V77ZM241 76H243V74L241 75ZM250 76H251V78H250ZM33 77V78H32ZM138 77V78H137ZM96 78V79H95ZM189 78V77H188ZM202 78V79H201ZM205 78H207V79H205ZM256 78H258L259 80H257ZM91 79V80H90ZM119 79V80H118ZM190 79V78H189ZM221 79H224V80H221ZM227 79V80H226ZM89 80L91 81V82H89ZM94 80V81H93ZM133 80V79H132ZM256 80V81H255ZM50 81V80H49ZM98 81V82H97ZM184 81H189L188 79H185ZM241 81H243V80H241ZM59 82V83H58ZM206 82V83H207ZM244 82V81H243ZM243 82H241V84H243V86L244 85H250L249 84V82H247V81H245V82H247L246 84H244ZM55 83V84H54ZM76 83V82H75ZM88 83V84H87ZM135 83V82H134ZM73 84V83H72ZM117 84V85H116ZM202 84V86H200L199 84H198V86H195L196 84H194V85H191L190 87H194V89L193 90H191L192 88H188V90L190 91H194L193 93H192V96L193 97H195L197 94H196V92H198V90L200 91V89H202L203 91H205V87H204V85ZM41 85H44V86H42V87H40ZM56 85V86H55ZM113 85H114V87H113ZM257 85V86H256ZM35 86V87H34ZM39 86V87H38ZM217 86V85H216ZM0 87H1V89H3V90H1L0 92H2V93H5L6 91L8 92V90H6V89H4V86L2 87V83L0 84ZM45 89H44V88ZM53 87V88H52ZM121 87V88H120ZM256 87V88H255ZM257 87H258V89H257ZM87 88H88V90H87ZM200 88V89H199ZM217 88V87H216ZM216 88H211V89H206V90H208L210 93L209 94H207V101H206V103L207 104H209V106L210 107H215V108H218V107H220L219 105H221L222 106V95H224L223 94V92H222V90L220 89V88H217V89H219V90H216ZM115 89V90H114ZM120 89V90H119ZM122 89V90H121ZM134 89V90H133ZM196 89H198V90H196ZM107 90V89H106ZM117 90H118V92H117ZM14 91V90H13ZM29 91H30V93H31V95H30V93H29ZM116 93H115V92ZM137 91V92H136ZM208 91H206V93L208 92ZM216 91H218V93H219V91H221L219 94L216 92ZM6 92V93H7ZM23 92V93H22ZM32 92H33V94H32ZM41 92H44V93H41ZM70 92V91H69ZM171 92V91H170ZM55 93L57 94V95H55ZM110 95H109V94ZM173 92H171V94H172ZM222 93V94H221ZM136 94V95H135ZM144 96H146V97H144ZM169 94V93H168ZM40 95V96H39ZM102 95V96H101ZM139 95H142L143 96V99H141V100H138L137 98H135L134 99V97L135 96H139ZM195 95V96H194ZM107 96V97H106ZM110 96V97H109ZM203 96V98H205V94H203L202 95ZM255 96V95H254ZM15 97V96H14ZM162 97H164V96H162ZM40 98H42V100L40 101V102H36V100L35 99H40ZM54 98V99H53ZM132 98V99H131ZM23 99H24V102H23ZM53 99V100H52ZM109 99V100H108ZM34 101L33 103L31 102V101ZM57 100H58V102H57ZM140 101L144 106H143V108H140V107H134V105H133V103L135 102V101ZM145 102H144V101ZM149 100V101H148ZM222 100V101H221ZM20 101V102H19ZM52 101H54V102H52ZM99 101L101 102V103H99ZM3 102H10V99L8 100V98L7 99H4L3 100ZM48 102V103H47ZM56 103V106L54 105V104H52V103ZM115 102H116V104H115ZM37 103V104H36ZM103 103V104H102ZM113 103V104H112ZM126 103H127V105H126ZM151 103V104H150ZM19 104V105H18ZM60 104V105H59ZM101 104V105H100ZM107 105V107H106V105ZM110 104H112V105H110ZM172 104H173V107H171L172 106ZM205 104V103H204ZM212 104V105H211ZM49 105V106H48ZM58 105V106H57ZM129 105V106H128ZM133 107H132V106ZM43 106V107H42ZM102 106V107H101ZM112 107V109H111V107ZM120 106V107H119ZM126 107V109H125V107L124 108H122V107ZM62 107V108H61ZM101 107V108H100ZM109 107H110V109L111 110H109ZM116 107H118V108H116ZM169 107V108H168ZM204 107V106H203ZM47 108V109H46ZM106 108V109H105ZM127 108H132V110H131V114H133V115H137L138 117H136L135 116V119L130 115V116H128L125 120H124V123L126 122V124H122V118L119 116V114L121 115L125 110H127ZM166 108V109H165ZM195 108H197V106L195 107ZM200 108V109H199ZM205 108V107H204ZM122 109V110H121ZM124 109V110H123ZM167 109H168V111H167ZM202 109V110H201ZM235 109V108H234ZM46 111V112H44V111ZM134 110V111H133ZM197 110H200V113L202 112V111H204L203 110V108L202 107H198V109H196V111ZM48 111V112H47ZM110 111V112H109ZM117 111H119V112H117ZM138 111V112H137ZM147 112V113H144L143 114V112ZM195 111V109H192V113L194 112V115L195 114H198V112L199 111H197L196 112ZM215 111H217V110H215ZM44 112V114H42V113ZM63 112V113H62ZM116 114H115V113ZM134 112H136V113H134ZM166 112V113H165ZM196 112V113H195ZM46 113V114H45ZM57 113H58V115H57ZM60 113V114H59ZM138 113V114H137ZM142 113V114H141ZM228 114H230L231 115V113L232 114H235V111L234 110H232V112L231 111H228L227 112ZM34 114V115H33ZM38 114H41V115H39V117H37L38 116ZM51 114V115H50ZM55 114V115H54ZM73 114V115H72ZM111 114V115H110ZM149 114V115H148ZM67 115V116H66ZM71 115V116H70ZM75 115V116H74ZM107 115H109V117H111V121L109 122V123H107L104 119H106L105 117H108ZM114 115H116V116H114ZM148 115V116H147ZM194 115H191V117H193ZM66 116V117H65ZM143 116H145V117H143ZM152 116V117H151ZM169 116V117H168ZM174 116V117H173ZM68 117V118H67ZM73 117V118H72ZM77 119H76V118ZM129 117H132L133 118V120H132V118H130L129 119ZM160 117H162V118H160ZM166 117V118H165ZM171 117V118H170ZM80 118V119H79ZM98 118V119H97ZM102 118V119H101ZM120 118V119H119ZM138 119V121L142 118V120L143 121H145V122H143L142 120H140L141 122H143V123H141V122H138V124H137V119ZM177 118V123L175 122L176 119ZM18 119H20V120H18ZM18 119H16L15 121H16V123H13V121H11V120H2V121H0V128L1 127H4V126H6V125H10V123L12 122L13 124L11 125V126H17V124H19V125H22V127H25L26 125L24 124L27 120L25 119V118H18ZM77 121H76V120ZM82 119H83V121H82ZM115 119V120H114ZM155 119V120H154ZM180 119V120H179ZM23 120V121H22ZM66 120V121H65ZM148 120V121H147ZM159 120V121H158ZM167 120V121H166ZM70 121V122H69ZM75 121H76V123H75ZM81 121H82V123H81ZM96 121V122H95ZM136 121V122H135ZM151 121V122H150ZM174 121V122H173ZM180 121H181V123H180ZM187 121V122H186ZM189 121V122H188ZM104 122H106L107 123V125H104V126H102V127H100V124L101 125H103V124H105ZM132 122V123H131ZM150 122V123H149ZM164 122V123H163ZM183 122V123H182ZM69 123V124H68ZM72 123V124H71ZM118 123H120V124H118ZM136 123V124H135ZM215 121L211 124V125H213L211 128H210V130L208 131L209 133H211V135L212 136H214V134L215 135H217V133L216 132H218V130L216 129V127H218V126H216L215 125ZM62 124V125H61ZM68 124V125H67ZM96 124H99V125H96ZM134 124V125H133ZM139 124H141V127H140V125ZM144 124V125H143ZM163 124V125H162ZM174 124V125H173ZM175 124H177V125H175ZM183 124V126H181ZM73 125H75V126H73ZM82 125V126H81ZM136 125V126H135ZM138 125V126H137ZM247 125V124H246ZM245 125V126H246ZM64 128H63V127ZM67 126H69V127H67ZM77 126L78 127H82L81 129H83V132H82V130L80 129V128H77ZM97 126V127H96ZM107 126V127H106ZM112 126H114V127H112ZM129 126H132V128L131 127H129ZM149 126H152V127H150V128H152L153 130H149V132H148V129H150L149 128ZM154 126V127H153ZM162 126H164L163 127V130L161 129L162 128ZM171 126V127H170ZM179 126V127H178ZM215 126V127H214ZM244 125H243V127L242 126H240L239 128H237V129H235V132H236V130H238V129H240L241 130V133H242V130H245V128H248V126H249V124L245 127ZM32 127V126H31ZM66 127V128H65ZM91 127V128H90ZM95 129H94V128ZM116 127V128H115ZM161 127V128H160ZM181 127V128H180ZM192 128V130L194 131V132H191L190 130H191V128ZM197 127V128H196ZM199 127V128H198ZM241 127L243 128V129H241ZM26 128V127H25ZM73 130H72V129ZM89 128V129H88ZM97 128V129H96ZM100 128H101V130H100ZM121 128V129H120ZM127 128H129L128 130H127ZM136 128V129H135ZM160 128V131L158 130ZM180 128V129H179ZM188 128H189V130H188ZM213 128H215V129H213ZM76 129V130H75ZM88 131H87V130ZM169 129V132L167 131ZM188 130V132H187V134H186V131ZM198 129V130H197ZM204 129H205V127H204ZM81 130V131H80ZM97 130V131H96ZM132 130V131H131ZM147 130V131H146ZM173 132V134L175 135V134H177V135H180L181 136V138H183V139H181V138H179L180 136H175V139L176 140H174V141H177V138H178V141L176 142V147L177 146H179V147H175L174 146V144L172 145V142H173V137H174V135H172L171 133V131ZM177 130H179V132L177 131ZM211 130H213V133H212V131ZM214 130H215V133H214ZM240 130H238L237 132H240ZM95 131V132H94ZM129 131V132H128ZM154 132V134H153V132ZM197 131V132H196ZM14 133H16V134H21V132L20 131H13ZM97 132V133H96ZM106 134H105V133ZM126 132V133H125ZM130 132H132V133H130ZM135 132V133H134ZM141 134H140V133ZM158 132V133H157ZM174 132H176V133H174ZM199 132V133H198ZM204 132H205V130H204ZM248 131H247V129H246V131H243V133H245V134H248L247 133ZM93 133H94V135H93ZM129 133V134H128ZM178 133H180V134H178ZM192 133V134H191ZM193 133L195 134V135H193ZM201 133V134H200ZM37 134H39V135H37ZM131 134V135H130ZM147 135V137H146V135ZM149 134V135H148ZM190 134V135H189ZM196 134H197V136H196ZM206 134H208V133H206ZM219 134V133H218ZM222 133H220V135H221ZM46 135V134H45ZM114 135V136H113ZM123 135V136H122ZM125 135V136H124ZM127 135V136H126ZM137 135V136H136ZM159 135V136H158ZM194 137H193V136ZM210 135V134H209ZM39 136V137H38ZM78 136V137H79ZM115 136H117V137H115ZM120 136H121V138H120ZM151 136V137H150ZM155 136V137H154ZM74 137V136H73ZM77 137V136H76ZM96 137V138H95ZM140 139H142V140H139V138ZM150 137V138H149ZM161 137V138H160ZM163 137V138H162ZM165 137H167L166 139H165ZM171 137V138H170ZM177 137V138H176ZM115 138V139H114ZM121 140H120V139ZM123 138V139H122ZM127 138V139H126ZM148 138V139H147ZM154 138V139H153ZM191 138H193V139H191ZM49 139V140H48ZM144 139V140H143ZM149 139H151L150 141H154L155 139L156 140H159V147H160V149H162V151L165 153V156L164 155H158L156 158H155V165H156V163H162V161L161 160H163V158L164 157H166V155H171V156H176V154L178 153V151H180L179 152V155L181 156H179V155H177L178 157H180V158H182V156H184V155H187L186 153H189L190 151H192V152H190L189 153V155H191V158H192V163L193 164H189V165H186L184 168L185 169H188L189 171H190V174L189 175H185V177H186V179L185 180H187V181H185L184 180V177L183 176H181V177H176V178H174V179H172V180H169V181H163V182H160V183H158V182H156V183H154L153 181H155L156 180V177H151V176H148V175H146V173L148 172V169H144V171L141 169V173H140V168H139V173H137L136 171V175L134 174L135 172H132L131 170V168L132 167H135V166H137L136 165V163L134 162V161H132L133 159H134V155H132L131 156V154H127V152H125V153H122V154H120L118 157H120V159H122L123 161H121V164H122V166L121 167H123L124 168V171L126 170V172L124 173V175L122 176L121 174L122 173H120V175L119 174H117V173H112L111 175L113 176L114 175V177H112L111 175H105L106 176V178L104 177V175H103V177H101V178H98V181L96 180L97 178L95 177V175L97 174V171H95V172H93V171H91V169H95L96 167L97 168H99V166L101 165V163L103 162V161H105V158L106 159H108L109 157H111L110 155H109V153L111 154L112 153V149L113 148H111L112 146H124V147H127L128 146V148H129V150L128 151H135V150H137V147H138V149H140V148H143V146H145V144H146V142H144V141H149ZM163 139V140H162ZM181 139V140H180ZM186 139V140H185ZM195 139H196V141H195ZM215 139L218 141V138L217 137H215ZM105 140V139H104ZM141 141L140 142V144H139V142L138 143H136V142H134V141ZM160 140H162L161 142H160ZM182 141V140H184V141H182L183 143L184 142H186V143H184L185 144V146H184V144H183V148L181 147V145L179 144V143H181L180 141ZM188 140V141H187ZM198 140H200V141H198ZM249 140V139H248ZM248 140L246 139H243L242 141H241V145L242 146H244V143H245V147H247L248 149H256L255 148V145H253V143H252V139L251 140H249V142H248ZM115 143H114V142ZM124 141V142H123ZM189 141H192V142H190V143H188ZM198 141V142H197ZM244 141H246V142H244ZM32 142V143H31ZM112 142V143H111ZM155 142V141H154ZM195 142H196V147H195ZM249 144H248V143ZM57 145H56V144ZM60 143H62V144H60ZM67 145H66V144ZM70 143V144H71ZM78 143V144H77ZM128 143V144H127ZM161 143V144H160ZM174 143V142H173ZM252 143V144H251ZM44 144V145H43ZM48 144H50V146L48 145ZM125 144V145H124ZM134 144V145H133ZM155 144H157V142H155ZM186 144H187V146H186ZM201 144V145H200ZM23 145V144H22ZM22 145L21 146H15V148L16 147H22ZM48 145V146H47ZM137 145V146H136ZM139 145H141V147L139 146ZM163 147V148H161V146ZM169 147L170 148V150H169V148H167V149H165L166 147ZM192 145V146H191ZM194 145V146H193ZM198 145H199V147H198ZM249 145H251V146H249ZM23 146H25V145H23ZM122 146V147H123ZM133 146V147H132ZM154 146V145H153ZM172 148H171V147ZM211 146V145H210ZM89 147V146H88ZM109 147V148H108ZM131 147V148H130ZM190 147H191V150H189L190 149ZM193 147V148H192ZM66 148H69V149H66ZM173 148H174V150H173ZM180 148V149H179ZM218 148V149H217ZM222 148V149H221ZM73 149V150H72ZM96 149H98V150H96ZM107 149H109V150H107ZM164 149V150H163ZM173 151H172V150ZM197 151V153H196V151ZM218 150V151H216V150ZM66 150H68L69 151V153L66 151ZM93 150V151H92ZM166 150V151H165ZM169 150V151H168ZM176 150H178V151H176ZM219 150H220V152H221V154H219V155H217V153H220L219 152ZM72 151H74V152H72ZM90 151H91V153H90ZM107 151V152H106ZM183 151V152H182ZM86 152V153H85ZM85 153V154H84ZM108 153V154H107ZM145 153V152H144ZM144 153L141 155V158H139V159H143V162L144 163H146V161L147 160H144V159H147V157H148V154H145L144 155ZM183 153V154H182ZM224 153L226 154V156L227 157H223V156H225L224 155ZM78 154V157L77 156H73V155H77ZM104 155L103 157H101V155ZM182 154V155H181ZM216 155V156H214L213 157V155ZM4 155V156H3ZM63 155V156H62ZM65 155H67V157L65 156ZM71 155L73 156V160H72V157H71ZM79 155H80V158H79ZM114 155V154H113ZM230 155L232 156V157H230ZM6 156V157H5ZM87 156V157H86ZM107 156H109V157H107ZM117 156V155H116ZM124 156V157H123ZM162 156V157H161ZM177 156H176V158H177ZM211 156V157H210ZM62 157V158H61ZM65 159H64V158ZM84 157V158H83ZM98 159H96V158ZM99 157H101V158H99ZM240 157V158H239ZM78 160H77V159ZM82 158V159H81ZM87 158H88V160H87ZM98 161V162H96V160ZM133 158V159H132ZM206 158V159H205ZM222 158H224V159H222ZM8 159V160H7ZM69 159V160H68ZM76 159V160H75ZM84 159V161L82 162V160ZM86 159V160H85ZM91 159L93 160L92 162H91ZM101 159V160H100ZM136 159V158H135ZM203 159H205L206 161H208V162H206V161H204ZM244 159V160H243ZM249 159V160H248ZM15 160V161H14ZM33 162H32V161ZM39 160H38V163L40 164V162H39ZM63 160V161H62ZM72 160V161H71ZM95 160V161H94ZM130 160V161H129ZM153 160H151V161H153ZM201 160H203V162L201 161ZM211 160V161H210ZM216 160V161H215ZM218 160H221V161H219V163H217L218 162ZM6 161V162H5ZM67 161V162H66ZM73 161H75V162H77V163H75V162H73ZM86 161L87 162H89V163H86ZM102 161V162H101ZM164 161V160H163ZM209 161L211 162V163H213L214 165H215V167H217V166H219L220 168H216V170H213V171H206V172H202V171H200L199 170V168H205V165L206 164H208L209 163ZM213 161V162H212ZM243 161H246V162H243ZM250 161V162H249ZM253 162V164H252V162ZM1 162L3 163V164H1ZM5 162V163H4ZM60 162V163H59ZM72 162H73V164H78V163H80V162H82V163H80V164H78V165H76V166H74L73 164H72ZM95 162L97 163V165L95 164ZM134 162V163H133ZM150 162V161H149ZM195 162V163H194ZM205 162V165H203V163ZM24 163H26V164H24ZM131 163V164H130ZM196 163H198V165H199V163H201L200 164V166L198 167V165L196 164ZM246 163V164H245ZM58 164H60V165H58ZM61 164H63V167H62V165ZM66 164H70V165H67L68 167H65L66 166ZM72 164V165H71ZM210 164V163H209ZM208 164V165H209ZM213 164H211V165H213ZM217 164V165H216ZM9 165H7V166H9ZM22 165L25 167H22ZM34 165V164H33ZM58 165V166H57ZM93 165H95V166H93ZM123 165H125V167L123 166ZM128 165V166H127ZM130 165H131V167H130ZM134 165V166H133ZM193 165V166H192ZM196 165V166H195ZM3 166V167H4ZM20 166V167H19ZM71 166V167H70ZM93 166L94 168H91V167ZM189 166H191L192 168H190ZM247 166V167H246ZM64 167H65V169H64ZM130 167V168H129ZM138 167V166H137ZM187 167H189V168H187ZM198 167V170H196V168ZM233 167V166H232ZM243 167V168H242ZM2 167H0V176H4V175H7V174H9V172H11L10 171V169H4V170H6V171H4L3 169H1ZM66 168H68V169H66ZM72 168V169H71ZM195 168V169H194ZM222 168V169H221ZM70 169V170H69ZM76 169H78V170H76ZM128 169H129V171H128ZM191 169V170H190ZM224 169V170H223ZM247 169V170H246ZM69 172H71V174H69L68 173V171ZM147 170V171H146ZM193 170H195V171H193ZM245 170V171H244ZM14 171H16V170H14ZM19 171V169H17V171L16 172H18ZM61 171H63L62 172V174L64 173V176L63 177H60V176H58L60 173H61ZM74 171V173H72ZM131 171V172H130ZM200 172V173H198V172ZM67 172V173H66ZM78 174H77V173ZM79 172H80V174H81V176H80V174H79ZM91 172H93L92 174H91ZM85 175H83V174ZM90 173V174H89ZM129 173V174H128ZM202 174V173H204L202 176H197L198 174ZM207 173V174H206ZM250 173H251V175H250ZM69 174V175H68ZM131 174V175H130ZM143 174V175H142ZM205 174H206V176H205ZM15 175V174H14ZM14 175H13V177H14ZM56 175V176H55ZM73 175H75V177L73 176ZM115 175H117V176H115ZM69 176V177H68ZM122 176V177H121ZM128 176V177H127ZM145 176V178L147 177V179H144V178H142V177H144ZM204 176V177H203ZM248 176H250L249 178H247ZM16 177V176H15ZM67 177H68V179H67ZM87 177H90L89 178V180H95V181H85V179L87 178ZM94 177V178H93ZM134 177V179H132ZM196 179H194V178ZM199 178V180H198V178ZM70 178H72V179H70ZM75 178V179H74ZM120 179V181L119 180H117V179ZM150 178V179H149ZM58 179V180H57ZM78 179V180H77ZM100 179V180H99ZM102 179H104L103 181H102ZM136 179V180H135ZM194 179V180H193ZM32 180V181H31ZM45 180V179H44ZM56 180V181H55ZM60 180V181H59ZM70 180H73V181H71L70 182ZM77 180V181H76ZM114 180H115V183H113L114 182ZM116 180H117V183H116ZM133 180V181H132ZM144 180V181H143ZM193 181V183H192V181ZM29 181H30V185H27V184H29ZM35 181V182H34ZM46 181V180H45ZM110 181H111V183H110ZM137 181V182H136ZM146 181V182H145ZM196 181V182H195ZM32 182V183H31ZM59 182L61 183V184H59ZM86 182V183H85ZM179 182V183H178ZM194 182H195V185H193L194 184ZM198 182V183H197ZM18 183V184H17ZM39 185H38V184ZM49 183H51V184H49ZM52 183H54L53 185H52ZM58 183V184H57ZM81 183H82V187L81 186H79V185H81ZM97 183V184H96ZM106 183H108V184H106ZM112 183L114 184L113 186H112ZM118 183H120V184H118ZM146 183V184H145ZM149 183V184H148ZM166 183H168V184H166ZM187 183V184H186ZM197 183V184H196ZM57 184V185H56ZM69 184V186H67ZM83 184H85L84 186H83ZM86 184H87V186H91V187H88V188H90L89 189V192L88 191H86L88 188H86ZM92 184H93V186H92ZM170 184H171V187H170ZM45 185V186H44ZM63 185H66L65 187L63 186ZM73 185H75V186H73ZM107 186V187H105V186ZM166 185H167V187H166ZM169 185V186H168ZM44 186V187H43ZM180 186V187H179ZM191 186V187H190ZM73 187V188H72ZM119 187V188H118ZM93 188H95V189H93ZM98 188V189H97ZM167 188V189H166ZM212 188V191H210V189ZM67 189V188H66ZM118 189V190H117ZM207 189H209V191H207ZM41 191V192H40ZM66 191V190H65ZM6 192V193H5ZM40 192V193H39ZM111 192H112V190H111ZM1 193H3V194H1ZM172 193V194H171ZM7 194V195H6ZM13 194V195H12ZM15 195V196H14ZM31 195V196H30ZM99 195H101V194H99ZM3 196H5V198L3 197ZM27 196V197H26ZM101 196H105L103 193H102V195ZM152 196H153V198H152ZM159 196V195H158ZM11 197V198H10ZM65 197V196H64ZM26 198V199H25ZM65 198H69V197H65ZM133 198L135 199V202H139L140 201V197L139 196H133ZM153 199V200H152ZM156 199V197H155V195H153V194H151V195H146V198L145 199H143L144 201H146V206L148 205H150V203H151V205H152V203H154V200ZM3 200V201H2ZM51 201H49V199L47 200H34V201H32V203H34V205H35V208L37 207V208H39L40 206H42L41 208H44V206H45V208H46V210L45 211H47V210H49V209H51V210H49L48 212V216H46V220H43L45 223H43L42 221H41V229L40 230H38L37 232H28V229H30L31 227H33L32 225H31V227H30V225H29V223H27L26 222V224H25V220L23 219V218H21V219H19V222H16V223H18V224H16L15 225V223L14 224H9V223H0V264H27V263H29V264H48L49 263V261H51V259H52V261H53V256H56L57 258H54L55 260V262H56V259H57V262L59 263V264H62V263H60L59 261L61 260V258L59 257V255H60V253H61V249H62V247H63V244H64V238H63V236H62V234H61V232H60V230H63L64 229V226H65V221H63V219L65 218V217H73V216H76V213H77V210L76 209H72V211H71V209H69L68 208V206H64L63 207V211L62 210H56V209H52V207L50 208V205H49V203H50ZM134 202V203H135ZM37 203V204H36ZM27 204V203H26ZM45 204V205H44ZM24 207V206H23ZM44 208V209H45ZM65 208V209H64ZM68 210H70V211H68ZM76 210V211H75ZM44 211V212H45ZM66 211H68V212H66ZM76 213H75V212ZM66 212V214H68V215H65L64 213ZM73 214V213H75V215H73V216H69V214ZM168 213V214H167ZM172 212L168 209V208H163V215H164V217H167V218H170L171 216H172V214H171ZM171 214V215H170ZM24 220V221H23ZM179 222V221H178ZM44 228V229H43ZM150 227H148L147 228V230H145V232H151L152 230H153V228L151 227L150 229H149ZM113 231H119L120 230V227H118V226H115L113 229H112ZM58 231V232H57ZM60 232V233H59ZM147 235V234H146ZM28 237V239H26ZM30 237H32V238H34V239H32L34 242H32V240H30ZM113 237H116V238H118L119 236H117V235H113ZM35 240H36V242H35ZM102 250H100L99 251V254L100 255H103L104 254V251H102L103 252V254H102V252H101ZM45 254H47L48 256H46ZM45 255V256H44ZM52 256L51 257V259H50V256ZM25 258H27V260L25 259ZM28 258H29V260H28ZM20 259V260H19ZM31 259H32V261H31ZM18 260V261H17ZM35 260V261H34ZM59 260V261H58ZM36 262V263H35ZM57 262L55 263V264H57ZM124 264V263H123ZM126 264H128V263H126Z\"/></svg>","mask_w":264,"mask_h":264},{"label":"built area","instance_id":"3","mask_svg":"<svg viewBox=\"0 0 264 264\" xmlns=\"http://www.w3.org/2000/svg\"><path fill=\"white\" fill-rule=\"evenodd\" d=\"M154 36L158 39H161V40H168V39L172 38L170 31L166 30L164 28V26L160 25V24L155 26ZM254 224L257 225L258 227H260L264 232V215L255 219ZM217 255H218V253H216L214 251L205 250V252H203V254H202L201 261L199 264H219L216 261ZM204 257H205V261L202 260V258H204ZM263 260H264V258H263Z\"/></svg>","mask_w":264,"mask_h":264}]
</instances>
